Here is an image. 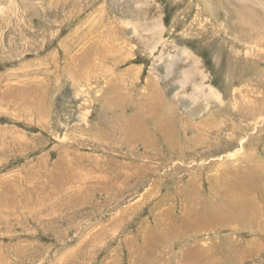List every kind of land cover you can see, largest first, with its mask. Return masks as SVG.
Wrapping results in <instances>:
<instances>
[{
	"label": "rangeland",
	"instance_id": "1",
	"mask_svg": "<svg viewBox=\"0 0 264 264\" xmlns=\"http://www.w3.org/2000/svg\"><path fill=\"white\" fill-rule=\"evenodd\" d=\"M211 1L0 0V264H264V0Z\"/></svg>",
	"mask_w": 264,
	"mask_h": 264
},
{
	"label": "bare ground",
	"instance_id": "2",
	"mask_svg": "<svg viewBox=\"0 0 264 264\" xmlns=\"http://www.w3.org/2000/svg\"><path fill=\"white\" fill-rule=\"evenodd\" d=\"M197 1H199L200 3H202L203 4V6H204V8L207 10V11H212V10H214L213 9V2L211 1V0H197ZM237 1H240V0H237ZM244 1H246V0H241V2L240 3H243ZM248 1H251V4L252 5H257V6H259V3H260V1H262V0H248ZM244 5H247V3H245ZM250 6V5H249ZM256 6V7H257ZM239 7V6H238ZM257 9V8H256ZM237 11V10H236ZM241 22V21H240ZM232 31V30H231ZM250 33V32H249ZM253 50V49H252ZM256 50V49H255ZM248 60V59H247ZM231 80V79H230ZM187 81H188V79H187V77L185 78V77H182L181 78V81H180V84L181 85H184L185 83H187ZM230 82V81H229ZM257 84V87L259 86V87H261V85L260 84H258V83H256ZM256 88V87H255ZM229 89V88H228ZM246 89H248V88H246ZM213 90V89H212ZM254 90V89H253ZM234 91V90H233ZM258 91V90H257ZM206 92V91H205ZM235 92V91H234ZM238 92V94H239V96H240V98H237V97H239V96H235V95H231L230 96V99H229V101H230V104H232V105H234L235 103H238V104H241L242 103V105H243V103H245V104H247L248 106H250L251 107V105L253 106V105H255V104H251V103H249L248 102V98H249V100L250 101H252L253 102V99H255V98H258L257 97V95L255 94L254 96H253V94L255 93V91H250V93L248 92V90L247 91H245L246 92V94H242L241 92H240V90H238L237 91ZM211 93V92H210ZM260 93V92H259ZM203 95V94H202ZM211 96H212V94H211ZM213 96H216L214 93H213ZM207 97H208V95H207ZM228 99V98H227ZM229 101H228V103H229ZM240 101H241V103H240ZM256 101V100H255ZM247 102V103H246ZM226 104V103H225ZM191 105V104H190ZM241 106V105H240ZM248 106H244V107H248ZM238 107V106H237ZM242 107V106H241ZM241 107H238V108H241ZM234 109V108H233ZM245 109V108H244ZM239 110V109H238ZM230 113H231V111H230ZM245 113V112H244ZM248 113V112H247ZM241 114V113H240ZM243 114V113H242ZM229 115V114H228ZM230 120V119H229ZM242 143V142H241ZM241 146H242V144H241ZM242 148V147H241ZM243 151H244V149H243ZM250 154L251 155H253L254 153L253 152H250ZM241 155H243V153H241ZM258 156V155H257ZM229 157V156H228Z\"/></svg>",
	"mask_w": 264,
	"mask_h": 264
}]
</instances>
